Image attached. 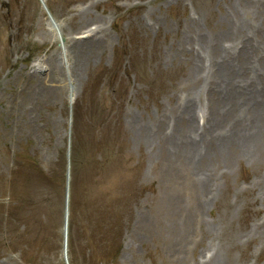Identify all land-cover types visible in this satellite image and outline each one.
<instances>
[{
    "label": "rangeland",
    "instance_id": "obj_1",
    "mask_svg": "<svg viewBox=\"0 0 264 264\" xmlns=\"http://www.w3.org/2000/svg\"><path fill=\"white\" fill-rule=\"evenodd\" d=\"M45 1L59 35L39 0H0V264H264V141L253 150L257 138H242L251 156L230 141L257 135V109L225 104L204 81L207 59L199 76L190 68L198 49L210 62L223 56L208 44L220 32V45L232 47L223 73L241 72L255 103L264 91V0ZM243 20L254 25L235 37ZM192 84L196 140L206 142L189 158L158 142L182 128ZM219 107L229 112L216 119ZM141 121L153 124L139 134ZM105 125L121 131L122 146ZM211 125L218 130L203 137ZM93 129L98 167L83 155ZM224 139L230 153L214 149Z\"/></svg>",
    "mask_w": 264,
    "mask_h": 264
},
{
    "label": "bare ground",
    "instance_id": "obj_2",
    "mask_svg": "<svg viewBox=\"0 0 264 264\" xmlns=\"http://www.w3.org/2000/svg\"><path fill=\"white\" fill-rule=\"evenodd\" d=\"M41 5L44 9L49 11L48 5L46 4V1L42 0L40 1ZM260 15H261V19L262 20V29H264V12L259 9L257 10ZM48 19V23L51 27H53L56 30V33L59 35V25L57 22L52 20L51 16H47ZM254 24L243 20L241 25H238V27H236V25H234L235 27V33L232 34L235 37H241L243 32L247 29H251L252 26ZM257 30V29H256ZM223 33V32H222ZM227 35H230L229 32L226 33ZM221 33L217 32L216 34H214L213 36L210 37V40L208 42L209 44V48L212 49L213 51H222L224 54L223 56H216L214 57H210L211 62L208 60V58L205 57V55L203 54V52L201 50H197L196 52V59L194 60L193 57L191 58L193 60L191 67L192 68V73H196V75L199 76V73L204 67V63L203 61L205 59H207L208 61V65L207 68L209 70L208 74L204 77V81L207 85H210V88L212 87L213 84H216V86L218 87L217 91L219 93H222L223 95V99H225L227 102H225V104H231L236 105L239 102V106L243 105V104H251V107L257 109V113L255 112L254 115L256 117L255 120H257V123H255V126L257 127V135L254 137L253 135H246V132H242L239 133V135L235 138L233 137L234 140H230L232 141L231 146H233L234 142L237 144L238 147H241L242 149L238 148L235 152L236 153H240L242 155H247V156H251L252 153H250L249 151H247L246 148V144H249L252 141H255L257 138V145L254 146L253 150L257 149L258 145L264 141V117H263V110H264V91H259L260 93H257V101L255 103H251L250 101V96L251 93L248 92V88L244 85L243 87H241L239 85V82H244L243 78L241 77V72H238L235 74V72H233L231 69L225 70L227 72H229V74H224L222 68L226 67V57H227V51L232 48H223L220 45V38ZM187 39H190L191 37H188L186 35H184ZM199 40L202 39V41H200V43L202 44L204 37H198ZM195 40V39H194ZM240 43L243 45V48L248 49L249 48V41L248 39H240L239 40ZM190 52H193V50H191ZM190 60V58H189ZM212 64V65H211ZM211 65V67H209ZM197 81H201V78L199 77ZM191 88V94H190V98L189 95L187 96V101L185 102L184 106H182L183 112L185 111L187 114V119H185L184 117V121H182V128L181 129H176L175 128V133L170 136L169 138H163L162 140H160L158 142V147L160 150V145H169L171 146L173 149L177 150L178 152L182 153L183 155H185L186 157H193L199 147L200 144H203L204 142H206V140H204L202 138V136H200L199 140H196V134L195 131L196 129H198V124L196 122V107H194V103L196 102V91L198 88V85L196 84H192L190 87L189 85L186 86V89ZM209 88V87H207ZM204 90V89H203ZM245 95V97H244ZM73 94L71 96H69V102L71 103L73 100ZM232 109L235 111V108L232 107ZM220 107L216 108L211 114L214 116V118L216 119H221L224 118L225 116H227L228 112L225 113H220ZM237 113V111L235 112ZM219 115V116H218ZM162 120L163 118L160 117L157 120H155V125H154V136H158L159 132V128L162 126ZM153 124V122L151 123ZM151 124H147L146 122H140L139 125V134H141V129L143 128V126H145L146 128H148L149 126H151ZM157 126V129H156ZM209 130L207 131V134H204L203 137L208 138L212 135V133L216 130H218L216 125H211L208 126ZM204 129V127H203ZM236 130V129H235ZM232 131L233 132H235ZM193 131V132H190ZM218 133V132H217ZM220 133V132H219ZM246 143H243L242 141ZM226 139L221 140L220 143L215 146L214 149H216L217 151H221V153L223 152V148L226 150V152L230 153V150L227 149L226 146V142H224ZM229 141V142H230ZM224 142V143H223ZM264 151V147L263 148H258L257 149V154L261 153ZM162 152V149H161ZM222 157H226V154H222ZM211 168L206 169L205 171H203V175L204 178L206 180V182L209 180V177L211 176ZM206 186V184H202V187ZM68 224H69V206L67 205V225L65 228V235L68 236L69 230H68ZM70 236V235H69ZM68 236V239H69ZM69 243V242H68Z\"/></svg>",
    "mask_w": 264,
    "mask_h": 264
}]
</instances>
